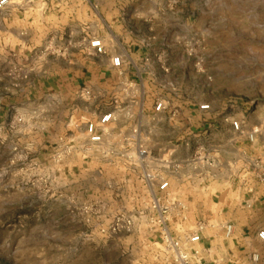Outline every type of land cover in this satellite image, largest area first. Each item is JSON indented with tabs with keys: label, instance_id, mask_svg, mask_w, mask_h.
I'll list each match as a JSON object with an SVG mask.
<instances>
[{
	"label": "rangeland",
	"instance_id": "rangeland-1",
	"mask_svg": "<svg viewBox=\"0 0 264 264\" xmlns=\"http://www.w3.org/2000/svg\"><path fill=\"white\" fill-rule=\"evenodd\" d=\"M95 36L106 52L96 56L122 61L104 96L86 88L77 99L29 95L41 78L90 65ZM109 113L114 121L92 143L87 126ZM81 116L86 136L74 126L50 148L63 121ZM118 123L128 139L113 146L106 135ZM166 135L170 152L184 155L170 170L264 189L254 156L264 157V0H13L0 11V264H179L180 254L198 264L207 225L175 233L184 209L162 201L168 182L153 171L167 145L154 137ZM137 167L150 170L146 196L134 191L129 168ZM258 214L257 237L264 206ZM248 248L229 264H264V242Z\"/></svg>",
	"mask_w": 264,
	"mask_h": 264
},
{
	"label": "crops",
	"instance_id": "crops-1",
	"mask_svg": "<svg viewBox=\"0 0 264 264\" xmlns=\"http://www.w3.org/2000/svg\"><path fill=\"white\" fill-rule=\"evenodd\" d=\"M94 38L100 37H91L90 40ZM102 41L104 42L103 39ZM90 51L92 53L88 56H93L88 57L90 59L88 62L90 65H86L81 71L65 74L60 73L52 78H41V80H38L31 87L29 95L35 93L42 97L46 93H53L61 100H68L71 96L72 99L73 97L77 99L76 95H78L79 90L86 88L104 96L106 90L110 88L109 83L115 79V68L112 66L110 59L113 54L108 51L107 56L98 57L94 54V50L90 48ZM141 108L145 111V106H141ZM109 110H111V107L103 109L100 112V116ZM79 120L82 121H78L79 126L75 122L74 117L70 125L66 124V120L63 121L64 125L62 127L64 128L54 132L55 137L50 138L49 147L53 148V145L58 144L57 142L60 139L67 142L71 135L70 130L74 126L77 128L73 130L74 135L79 133L81 136H86V125L84 124V120L86 119L84 116H81ZM61 121L62 119L57 120V127H61V124H63ZM119 126V123L111 124V133L106 135L110 139V143L113 144L116 141L113 146L117 145L122 139H128L118 128ZM141 138L139 137V140L136 139L135 142H142ZM154 138L156 142H164L167 144V135L161 138ZM113 146L111 147L112 149ZM169 147L167 144L164 150L153 156L154 161L159 163V168L153 171L161 175L164 181L168 182V189L164 197H162L164 193H161L162 201L168 205L181 206L184 209L181 213L178 212L176 214L178 218L176 220L177 223L173 222L172 225L175 233L176 230L180 232L187 230L184 228H187L188 224H200L202 222L207 226L201 233V241L196 244L202 254L198 264H229L232 261L236 263L237 261H241L243 254L249 255L248 246L250 242L254 243L259 240L257 232L263 220L262 216L258 214V211L261 212L264 206V189L257 187L255 183H247L246 179L243 181L234 180L229 182L215 175L209 176L207 183H204L200 180L202 177L200 173L198 174L193 171L192 174H189L185 172L182 166L172 171L169 167L170 163H183L182 159L184 155H179L177 151L179 149L170 152ZM254 156L257 162L264 165L263 156L260 158L259 156ZM255 157L242 159V161L240 158L237 160L240 161L238 162L240 164L243 161L248 162L251 158ZM259 159L260 161H258ZM66 166L64 165V171L66 170ZM69 168L68 171H65L68 175L73 173L72 168ZM129 171H131L134 180H136L134 191L138 193L142 192L146 196L148 189L143 182V176L150 170L148 171L147 167H143V169L137 167L136 169L129 168ZM154 187V190L158 191L159 186ZM252 187L254 193L249 195L248 192ZM169 191H173L174 194L171 193L173 198H170ZM258 206L260 208L256 209ZM250 208H255L256 213H253L252 216L249 213ZM201 212L204 217L200 218ZM184 224L185 227H183ZM227 226L232 227V232L229 235L225 233Z\"/></svg>",
	"mask_w": 264,
	"mask_h": 264
},
{
	"label": "built area",
	"instance_id": "built-area-1",
	"mask_svg": "<svg viewBox=\"0 0 264 264\" xmlns=\"http://www.w3.org/2000/svg\"><path fill=\"white\" fill-rule=\"evenodd\" d=\"M62 2V0H45V3L46 4H55V3H60ZM13 4V0H0V11L1 10H4L6 8H8L10 5ZM89 46L98 54V55H104L106 54V52L104 51V45H103V41L100 39V38H94V39H91L89 41ZM111 63L114 67H120L121 64H122V61H121V58L120 57H113L111 59ZM208 107H202V110H207ZM157 112H162L163 110V104H158L156 109H155ZM111 121H114V117H113V114L112 113H109V114H106L105 116H103L101 118V120L99 121V125H94V124H90L87 126V133H88V136L90 137V141L94 144H98L102 141V138H101V134L98 132L99 129L105 127V125H107L108 123H110ZM236 129H238V125L235 124L234 125ZM168 187V183H163L161 186H160V189L161 190H164ZM258 238L260 241L264 242V228L259 231L258 233ZM200 240V238L198 236H194V237H191L189 239V241L191 243H196ZM179 258V264H191L189 262V259L186 255H182L180 254L178 256Z\"/></svg>",
	"mask_w": 264,
	"mask_h": 264
}]
</instances>
